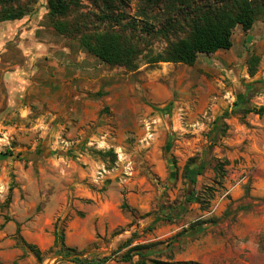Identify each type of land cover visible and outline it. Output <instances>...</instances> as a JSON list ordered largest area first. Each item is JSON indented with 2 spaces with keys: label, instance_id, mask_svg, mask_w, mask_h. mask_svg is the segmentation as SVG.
Returning <instances> with one entry per match:
<instances>
[{
  "label": "rangeland",
  "instance_id": "obj_1",
  "mask_svg": "<svg viewBox=\"0 0 264 264\" xmlns=\"http://www.w3.org/2000/svg\"><path fill=\"white\" fill-rule=\"evenodd\" d=\"M79 3L70 18L97 11ZM137 10L133 1L126 13ZM48 12L37 0L22 20L0 22V263L78 264L55 254L57 231L84 257H111L105 264H129V247L118 246L126 239L154 245L151 258L164 262L264 264V115L237 105L245 85L264 81V21L238 25L231 49L193 66L141 55L129 70L58 32ZM151 41L154 51L166 46ZM251 95L250 106L264 105L263 89ZM227 111L228 131L195 184L201 202L160 220V205L182 204L184 166ZM18 227L42 263L19 247Z\"/></svg>",
  "mask_w": 264,
  "mask_h": 264
},
{
  "label": "trees",
  "instance_id": "obj_2",
  "mask_svg": "<svg viewBox=\"0 0 264 264\" xmlns=\"http://www.w3.org/2000/svg\"><path fill=\"white\" fill-rule=\"evenodd\" d=\"M48 14L58 32L67 36H78L81 45L91 54L111 66H124L129 70L138 68V60L144 56L146 63H182L193 66L200 54L210 55L219 50H229L233 46V34L239 25L244 32L250 31L259 20L264 21V0H92L96 12H77L79 0H46ZM138 2L134 17L126 13L131 2ZM37 0H0V22L22 20L33 11ZM92 18H95L93 20ZM140 33V34H139ZM151 38L164 41L161 51H154ZM258 57H253L249 73L256 74ZM244 97L237 105L242 115L255 113L264 115V105L250 106L251 92L264 90V81L245 85ZM230 113L224 112L214 122L208 132L209 145L201 156L191 157L184 166L183 178L186 185L184 199L180 207L160 205L155 213L160 220L173 222L182 218L189 206L201 202L195 188L197 177L208 166L215 146L228 131L226 119ZM171 174L178 176L177 161L169 154ZM171 183V181H170ZM14 181L9 188L6 204H10ZM16 239L19 247L43 261L42 251L25 240L17 228ZM173 244V242H172ZM120 249L129 247L121 260L129 264H198L189 262H164L151 258L157 252L154 245H131V239L121 241ZM171 246V245H167ZM55 254L78 264H105L111 257H84L82 253L65 243L63 233L55 231L53 243ZM138 258V259H136ZM3 264V263H0Z\"/></svg>",
  "mask_w": 264,
  "mask_h": 264
},
{
  "label": "crops",
  "instance_id": "obj_3",
  "mask_svg": "<svg viewBox=\"0 0 264 264\" xmlns=\"http://www.w3.org/2000/svg\"><path fill=\"white\" fill-rule=\"evenodd\" d=\"M263 26H264V25H263ZM260 38H261V37L259 36L258 39L260 40ZM1 43H2V42H1V40H0V44H1Z\"/></svg>",
  "mask_w": 264,
  "mask_h": 264
}]
</instances>
